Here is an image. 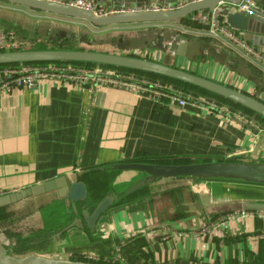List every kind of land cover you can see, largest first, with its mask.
<instances>
[{
    "label": "crops",
    "instance_id": "obj_1",
    "mask_svg": "<svg viewBox=\"0 0 264 264\" xmlns=\"http://www.w3.org/2000/svg\"><path fill=\"white\" fill-rule=\"evenodd\" d=\"M187 18L185 23L180 20L168 27L143 24L128 28H141L143 31L137 36L175 28L179 32H174L181 37L209 42L217 50L224 51L233 65L246 69L251 75L260 77L264 73V65L246 57L237 44L224 37H213L208 25L192 26ZM40 22L50 23L73 35V41L78 40L79 35H90L81 21L50 17L0 2V27L6 34V43L10 44V48L2 50L39 47L34 28ZM120 28L117 26L106 32L118 33ZM238 37L242 39L239 33ZM60 39L63 38L57 41ZM97 41L102 42L98 46L105 43ZM81 42L85 41L78 40L76 45L81 46ZM252 46L264 53L263 47ZM143 53L146 58L228 87L254 90L253 84L236 70L209 58L190 62L153 47L144 49ZM7 70L11 69L0 68V82L6 78ZM128 71L133 76L149 79L144 74ZM211 98L218 102L193 97V103L180 106L166 94L152 97L123 88L72 80H43L33 89L14 88L0 94V194L73 172L88 184L90 199L97 202L112 192L122 195L142 178L139 172L115 168L117 164L150 160L169 163L230 161L250 156L256 137L244 126L250 123L237 114V111L246 112L245 108L216 95ZM260 99L264 101V94ZM252 157L264 163V149ZM204 183L212 201L264 202V193L260 192L251 196L237 192L230 195L229 190L238 191L241 182ZM50 195L57 203L55 193L37 198ZM197 202L194 185L187 180H156L123 196L101 216L100 221L108 225L107 237L88 232L75 236L73 229L68 230L61 239L65 240L64 252L71 257L70 261L90 264H264V214L249 212L240 218L225 219L213 231L202 235L198 234L200 227L208 226L218 214L207 219L203 212L193 208ZM61 215L65 218L59 221L63 227L71 216ZM77 245L97 253H77L80 247ZM88 255L96 256L95 260L86 261Z\"/></svg>",
    "mask_w": 264,
    "mask_h": 264
},
{
    "label": "water",
    "instance_id": "obj_2",
    "mask_svg": "<svg viewBox=\"0 0 264 264\" xmlns=\"http://www.w3.org/2000/svg\"><path fill=\"white\" fill-rule=\"evenodd\" d=\"M101 5L125 4L136 7L142 4L155 2H171L170 0H95ZM175 1V0H173ZM257 7L252 14L240 11H228L224 8L218 21L225 24L241 38L251 42L254 46L264 48V0H255ZM11 5L24 7L48 16L70 18L86 25L90 35H79V41H85L93 46L100 45L91 35L92 32L114 29L126 25H149L154 27H168L185 17L198 11H212L219 2L237 4L240 0H190L189 3L173 10L132 11L97 15L92 11L83 10L65 4L52 3L41 0H0ZM111 2V3H110ZM147 4V5H148ZM51 22V21H50ZM127 27V26H126ZM125 27V28H126ZM34 33L41 41H57L58 38L72 37L63 30H58L50 23H38ZM74 37V36H73ZM123 40L122 38H119ZM41 44V43H40ZM13 49L0 51V65L26 64L38 62H79L94 64L95 66H109L131 71L164 76L203 89L213 95L222 97L237 105L244 107L251 113L237 111L250 124L244 125L256 137L250 156H242L230 161H200L195 163H154L149 161H133L115 165L120 170H132L142 174V178L130 185L122 195L112 192L103 196L99 201L90 199L88 184L78 179L77 173H65L46 181L33 184L16 191L0 194V208L11 206L29 197H37L47 193H55L57 201H63L65 211L70 209V221L61 231L73 229L82 232L87 229L89 233H98L102 238L108 235V225L100 221L101 216L108 211L114 203L123 196H127L142 187L150 185L156 180L185 179L194 185L198 202L193 208L199 213L203 212L207 219L213 214L233 212H251L264 214V202L248 199H230L212 201L210 193L206 191V181L224 180L241 183L264 185V163L258 162L254 156L257 151L264 149V101L260 95L264 94V73L260 77L251 75L246 69L232 66L228 55L217 50L211 43L195 38H184L174 30H164L160 33L144 36H131L122 44L116 46L117 51H99L84 48H44ZM153 47L162 52L172 53L187 61L198 58H209L217 64L236 70L242 77L254 86L252 92L241 91L220 84L200 75L193 74L185 69L163 64L146 57L126 54L133 49L144 50ZM124 52V53H123ZM208 100L216 101L207 97ZM239 123L242 122L239 120ZM0 264H90L79 261L52 259L48 257L29 254L23 257L10 255L0 244Z\"/></svg>",
    "mask_w": 264,
    "mask_h": 264
},
{
    "label": "built area",
    "instance_id": "obj_3",
    "mask_svg": "<svg viewBox=\"0 0 264 264\" xmlns=\"http://www.w3.org/2000/svg\"><path fill=\"white\" fill-rule=\"evenodd\" d=\"M52 3L65 4L68 6L77 7L83 10H89L97 15H107L110 13L132 12V11H157V10H173L181 7L190 2V0H180L175 2H155L141 7L134 5L126 6L124 4H114L110 6L98 4L94 0H41ZM257 7L255 0H240L239 3H225L219 2L212 11H198L189 19L201 24H206L209 27V34L218 39L223 37L232 43L237 44L246 57L254 59L264 65V53L257 50L252 45L246 43L238 37V34L232 29H229L225 24L218 21L221 11L226 8L228 11H240L247 14H252L254 8ZM5 32L0 27V49L10 48V44L5 41ZM37 44L43 41L36 38ZM117 51V50H115ZM144 50L133 49L126 54L146 57L143 53ZM124 53V52H123ZM7 70V76L0 82V94L8 93L14 88H36L38 84L43 81H59V80H72L79 83H98L104 87H117L123 88L139 95H150L158 97L166 94L174 103L184 106L193 103L192 96L189 94H176L170 91L159 81H152L149 79H142L128 72L109 71L104 70L99 66L88 67L82 66H61V65H29L22 64L16 68ZM169 92H172L169 94ZM249 212H233L219 214L217 218L209 222L208 226L200 227L198 234L206 235L213 231L222 222L232 218H240ZM226 219V220H225ZM96 256L88 255L85 260L93 261Z\"/></svg>",
    "mask_w": 264,
    "mask_h": 264
},
{
    "label": "rangeland",
    "instance_id": "obj_4",
    "mask_svg": "<svg viewBox=\"0 0 264 264\" xmlns=\"http://www.w3.org/2000/svg\"><path fill=\"white\" fill-rule=\"evenodd\" d=\"M192 26H202L203 24L188 21ZM127 26V27H126ZM121 26L120 32L109 33L106 30L95 32L93 35L95 40H102L105 43L102 46H91L88 43L81 42L80 48L96 49L99 51H115L116 39L120 35H126L127 38L137 36L143 30L128 28L129 25ZM172 28V27H170ZM176 32L177 29L174 28ZM45 41V40H44ZM67 42V41H66ZM77 39L70 42L71 48L78 47ZM50 43V42H48ZM56 48V47H55ZM189 94L188 91L184 93ZM236 191L234 188L230 189L229 194L237 192L238 195L251 196L252 194L264 193V186H255L253 184H238ZM54 196H44L43 198L29 197L26 200L18 202L12 206L4 209V215L8 216L7 220L3 223L0 222V244L5 247L6 251L14 257H23L29 254L48 257L52 259L70 260V256L64 252V241L62 237L65 234H56L62 225L59 224L60 220L65 219L64 216L59 214L56 216ZM52 209V210H48ZM60 216V217H59ZM52 220H56L54 223ZM80 245H77V247ZM79 249V250H78ZM77 253L95 252L86 246H80Z\"/></svg>",
    "mask_w": 264,
    "mask_h": 264
},
{
    "label": "trees",
    "instance_id": "obj_5",
    "mask_svg": "<svg viewBox=\"0 0 264 264\" xmlns=\"http://www.w3.org/2000/svg\"><path fill=\"white\" fill-rule=\"evenodd\" d=\"M186 18H183L182 21L185 23L186 22ZM187 21L189 20V17L187 18ZM67 41V42H66ZM73 41V37L71 38H63L60 39L57 42H45L42 44V47L44 48H71V46L69 45L70 42ZM0 51H2V49H0ZM29 65H61V66H82L85 65L83 63H79V62H52V63H46V62H38V63H26ZM235 64V63H234ZM88 67H94V64H86ZM19 64H6V65H0V68H16L19 67ZM232 66L233 65L232 63ZM104 70H109V71H121V72H129L128 70L122 69V68H114V67H109V66H99ZM130 72H136V73H140V74H144L147 78L149 79H153V80H159L162 84L165 85L166 88L168 89H173L176 91H181L182 93H185V91L189 93V95L193 96V97H202V98H207V97H211L214 96L212 93H209L207 91H204L203 89L197 88L195 86L189 85V84H185L183 82L180 81H176L164 76H160V75H155V74H149V73H142V72H137V71H130ZM237 105V104H236ZM239 106V105H237ZM244 111H248L246 109H243ZM150 162H157V163H164V164H169V162H163V161H158V160H150ZM170 163H175V162H170ZM9 207V206H7ZM6 207L0 208V222H4L7 220L8 216L4 215V209Z\"/></svg>",
    "mask_w": 264,
    "mask_h": 264
},
{
    "label": "flooded vegetation",
    "instance_id": "obj_6",
    "mask_svg": "<svg viewBox=\"0 0 264 264\" xmlns=\"http://www.w3.org/2000/svg\"><path fill=\"white\" fill-rule=\"evenodd\" d=\"M118 34V33H117ZM119 38H122L123 40H120ZM127 39V37H126V35H119L118 37H117V39H116V46L117 45H119V44H122L123 43V41H125ZM116 46H115V48H116ZM56 206L54 207V209H55V211H54V213L56 214V216H58L57 214H58V212H59V214H68V215H70L71 214V211H70V209L69 210H67V212L65 211V207H64V204H63V201L61 200V201H57V203L55 204ZM48 210H52V209H48ZM60 217V216H59ZM53 222H56V220H52ZM67 224V223H66ZM64 227V226H63ZM63 227H61L60 228V230L56 233V234H65L67 231H64V232H61V233H59L60 231H61V229L63 228ZM74 231V230H73ZM85 232H88V230L87 229H84L82 232H79V231H77L74 235L75 236H82L83 235V233H85ZM89 233V232H88ZM93 234V233H92Z\"/></svg>",
    "mask_w": 264,
    "mask_h": 264
}]
</instances>
